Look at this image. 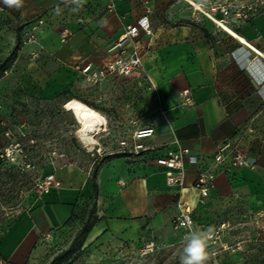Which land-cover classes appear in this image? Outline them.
<instances>
[{
    "label": "crops",
    "instance_id": "crops-1",
    "mask_svg": "<svg viewBox=\"0 0 264 264\" xmlns=\"http://www.w3.org/2000/svg\"><path fill=\"white\" fill-rule=\"evenodd\" d=\"M192 1L208 9L221 0ZM108 3L23 0L17 7L0 0V60L18 39L35 37L34 42L20 47L16 57V66L22 67L20 83L32 93L50 87H84L80 67L105 66L117 56L127 58L133 51L141 57V71L156 88L146 92L152 110L149 120L127 138L130 140L136 130L153 128V135L142 141L149 150L111 157L97 170L99 221L89 239H138L146 225L144 216L149 213L152 227L165 241L164 226L172 228L171 221L178 213L177 195L165 185L163 171L154 161L179 148H187L197 158L196 164H186L184 171L181 200L190 206L195 204L193 183L197 172L213 168V157L223 144L238 143L256 162L253 170L234 168L229 174L218 173L209 202L195 210L194 221L199 215L204 217L205 209L211 206L219 209L228 203L247 208L248 197L264 199V118L260 116L264 108V58L250 48L264 55V11L250 21L217 17L248 41L249 47L204 18L186 0H114L111 10ZM144 15L152 34L140 32L121 54L113 46L124 29ZM64 30L69 35L62 42ZM31 55L36 58L31 60ZM138 76L137 72L128 77L109 76L99 85ZM186 89L190 105L181 95ZM252 131L260 137L251 138ZM55 175L60 187L19 214L0 235L4 264H31L44 251L43 237L55 235L93 195L87 172L69 167L66 175Z\"/></svg>",
    "mask_w": 264,
    "mask_h": 264
},
{
    "label": "rangeland",
    "instance_id": "rangeland-1",
    "mask_svg": "<svg viewBox=\"0 0 264 264\" xmlns=\"http://www.w3.org/2000/svg\"><path fill=\"white\" fill-rule=\"evenodd\" d=\"M17 41L16 52L0 71V152L9 144L3 135L9 128L18 138L27 161L35 164L36 169L22 170L21 165L0 158V235L19 214L48 194L42 186L45 173L53 170L66 175L67 168L73 167L91 176L95 161L123 152L120 142L127 140L152 114L147 90L156 91L141 68L138 77L113 79L107 86L92 85L84 79L85 86L74 90L50 87L40 93L28 89L29 92L20 83L22 67L16 66L20 47L29 43L27 36ZM72 99L95 109L106 119L105 129L92 135L95 139L90 145L79 141L80 127L64 108ZM250 137L256 140L260 136L252 131ZM93 202L91 195L68 224L55 235L43 237L44 251L31 264H180L186 234L164 226L162 241L152 227L153 217L149 213L144 216L146 225L138 239H89L99 221L96 200L95 207ZM219 207L206 208L204 217L199 215L194 221V226L202 230L211 228L205 264H264V199L248 197L247 208L228 203ZM149 241L157 243L158 248L147 249ZM0 264H4L1 259Z\"/></svg>",
    "mask_w": 264,
    "mask_h": 264
},
{
    "label": "built area",
    "instance_id": "built-area-1",
    "mask_svg": "<svg viewBox=\"0 0 264 264\" xmlns=\"http://www.w3.org/2000/svg\"><path fill=\"white\" fill-rule=\"evenodd\" d=\"M107 8L109 10L114 8V0H109ZM206 11L215 18L218 16L223 18L231 16L238 21H250L256 15L264 11V0H221L219 3L210 6L206 9ZM206 16L205 17L207 19L213 20L209 15L206 14ZM140 32L147 36L152 34L147 15L139 18L134 25L127 26L113 47L115 49H119L121 54H123L125 45L137 38ZM68 35L69 31L64 30L63 35L61 36L62 42L66 40ZM33 40V36L27 37L28 43H31ZM141 68V57L133 51L127 58L117 56L105 66L94 68L91 64H86L79 68V72L87 83L96 85L109 76L128 77ZM262 75H264V72H262ZM181 95L184 103L186 105H190L191 98L189 91L186 89L182 91ZM260 116L264 118V108L261 109ZM153 133L154 130L150 127L136 130L132 134L130 140H122L120 142V150L129 154H139L148 150V148L144 147L142 141L150 138ZM243 133L244 132L240 134L241 139L244 136ZM3 135L9 141V144L2 152H0V158L17 165H21L22 170H35V164L27 161L26 153L20 145L18 138L15 137L14 132L11 129L6 128ZM213 159V168L205 171H199L196 174V178L193 183L196 190L194 206H190L186 202L182 201L181 193L184 189L185 165L196 164V156L191 155L187 148H179L170 154L155 159V165L163 171L165 185L172 188L177 195L176 208L178 213L171 221V227L174 231L187 234L191 228H195L193 214L197 208L204 207L208 204L210 191L213 188L214 178L218 173L229 174L234 168H247L249 170H253L256 167L255 160L251 159L244 152H242L238 143L227 142L223 144L220 148H218ZM42 186L44 187L46 193H49L52 189H58L60 187V182L56 178L53 170L44 174ZM146 248L154 250L155 248H158V244L153 241H149L146 243Z\"/></svg>",
    "mask_w": 264,
    "mask_h": 264
},
{
    "label": "bare ground",
    "instance_id": "bare-ground-1",
    "mask_svg": "<svg viewBox=\"0 0 264 264\" xmlns=\"http://www.w3.org/2000/svg\"><path fill=\"white\" fill-rule=\"evenodd\" d=\"M195 10L201 12L204 16L209 15L213 20L210 19L219 29H223L228 32L232 36H234L237 40H239L242 44L249 46L248 41L244 38L235 34L222 20L217 19L211 16L202 6L198 5V3H194L192 0H186ZM207 17V16H206ZM209 18V17H207ZM250 47V46H249ZM254 52L264 58V55L260 54L258 51L254 49V47H250ZM250 49V50H251ZM264 72V71H262ZM259 75V74H258ZM65 110L68 111L74 118V121L79 125L80 129L78 132V139L81 143L85 145H90L93 143V134H97L99 131L104 130L106 127V119L100 114L98 111L93 108L81 103L78 100L72 99L68 101L65 105ZM78 127V128H79ZM77 134V133H76Z\"/></svg>",
    "mask_w": 264,
    "mask_h": 264
},
{
    "label": "clouds",
    "instance_id": "clouds-1",
    "mask_svg": "<svg viewBox=\"0 0 264 264\" xmlns=\"http://www.w3.org/2000/svg\"><path fill=\"white\" fill-rule=\"evenodd\" d=\"M8 5L20 7L23 0H4ZM211 238V228L202 230L199 227L191 228L183 239L180 264H205L208 253V241Z\"/></svg>",
    "mask_w": 264,
    "mask_h": 264
},
{
    "label": "trees",
    "instance_id": "trees-1",
    "mask_svg": "<svg viewBox=\"0 0 264 264\" xmlns=\"http://www.w3.org/2000/svg\"><path fill=\"white\" fill-rule=\"evenodd\" d=\"M19 42V41H17ZM17 50V44L16 46H14V48L12 49L11 53L4 59V61L0 64V71L3 67L4 64H6L14 55V53ZM126 155L125 152H120V153H116V154H112V155H106L103 158H101L100 160H97L93 163L92 165V171H91V176H90V183H91V188L93 191V198H94V202H93V207H95V200L97 198V193H98V187L96 184V175H97V170L99 168V166L107 159L111 158V157H120V156H124Z\"/></svg>",
    "mask_w": 264,
    "mask_h": 264
}]
</instances>
